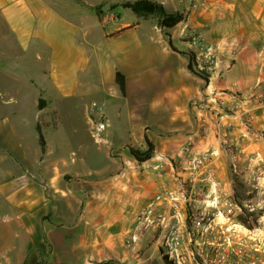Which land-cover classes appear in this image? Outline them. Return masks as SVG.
<instances>
[{"label":"crops","instance_id":"crops-1","mask_svg":"<svg viewBox=\"0 0 264 264\" xmlns=\"http://www.w3.org/2000/svg\"><path fill=\"white\" fill-rule=\"evenodd\" d=\"M150 1L182 10L183 20L170 29L151 25L142 38L132 34L143 25L130 22L108 32L73 26L57 38L47 26L57 0H0L6 38L17 48L0 53L7 81L0 84V264H153L159 239L156 226L143 231L142 212L168 231L169 199L195 207L216 197L231 206L223 198L231 168L264 169V0ZM122 36L123 58L99 69V84L68 86L70 70L84 75L102 63L81 43L95 52ZM33 40L42 50L36 61L48 62L35 85L27 64ZM206 45L216 49L211 68L199 56ZM81 94L100 98L84 108L70 103ZM94 103L108 125L101 145L88 134ZM65 121L69 137L60 134ZM147 142L150 158L139 163L130 149L146 152ZM197 158L205 159L198 168Z\"/></svg>","mask_w":264,"mask_h":264},{"label":"rangeland","instance_id":"rangeland-1","mask_svg":"<svg viewBox=\"0 0 264 264\" xmlns=\"http://www.w3.org/2000/svg\"><path fill=\"white\" fill-rule=\"evenodd\" d=\"M99 1L57 0V8H55L57 17L47 25L49 33L57 36V38H68L73 26L82 28L84 26L103 25L104 30L108 32L112 29V25H123V23L130 22L143 25L140 31L132 34V37L142 38L148 33L151 25H158L155 17L141 20L130 10L122 7L124 3L135 0ZM82 2L86 4L97 3L96 6L99 8L97 10L90 9L85 7ZM165 11L169 13L166 9ZM173 13L183 17V12L180 9ZM31 20L32 24L37 22L34 18ZM22 26L32 28L35 25ZM7 35V25L0 17V53L17 52V48L8 43ZM73 38L81 39L80 31L77 32L76 36L73 35ZM81 44L86 52H92L89 56L91 60L93 56H96L102 63H99L97 59L94 70H92V63H90L84 68V75L81 73L77 76L76 73L72 74V70H70L71 75L66 80L68 86L77 85L88 88L95 83L99 84L101 81L102 73L99 70L101 67L106 70L107 64L111 66L116 64V55L118 54H122L123 58V36L97 46L95 52H93L92 47L84 43ZM31 45L33 57L32 61L29 60L27 64L32 68L33 85H35L34 81L38 83L41 79V67L44 66L46 69L48 62H40L39 64L36 57L39 53L41 54V46L34 40L31 41ZM119 51L120 53H118ZM3 64L6 65L7 63ZM71 66L72 64L65 67L64 70L71 69ZM6 82V79L1 78L0 84H6ZM103 82L104 87H109L112 83L107 71L103 73ZM82 97L84 98L81 100L71 99L70 103L80 101L79 103L84 108L91 101L98 102V98H100L93 95L88 96V94H84ZM53 127L55 128V125ZM71 128L73 127L70 126L69 121H65L61 126L60 134L69 137ZM75 128L82 130L81 126H75ZM30 129L32 130L31 126ZM79 136H82V132ZM44 144L43 139H38L37 145L40 149H44ZM228 176L230 181L223 198L231 206L225 205L223 203L225 201L221 202L222 198L217 199L216 197H211L203 205L198 204L195 207L185 203L182 205L183 220L176 223L170 219L172 229L164 230L163 225L165 223L161 224L157 221L143 229L146 231V229L156 226L155 239H159V244L158 251L153 256V264L156 261L157 264H264V169L261 168L257 173L251 174L238 167L235 170L231 168ZM223 187L222 185L220 188ZM199 197L194 195L192 200H199ZM213 203L215 204L212 205ZM238 217L247 221L251 229L241 225Z\"/></svg>","mask_w":264,"mask_h":264},{"label":"built area","instance_id":"built-area-1","mask_svg":"<svg viewBox=\"0 0 264 264\" xmlns=\"http://www.w3.org/2000/svg\"><path fill=\"white\" fill-rule=\"evenodd\" d=\"M199 50H200V54H199L200 58L205 60L204 63H202V66L203 67L206 66L208 68L213 67L216 61L215 58L216 49L212 46L206 45L200 48ZM93 112H94V116L90 119V123H91L90 137L95 145H101L103 143V135L106 129L108 128V125H107L106 117L104 115L103 107L101 105L94 103ZM186 151L188 152L190 150L186 149ZM204 160H205L204 158L195 159L194 167L196 168L200 167ZM214 204L215 203H213L212 205ZM150 216H151V211H144L140 214L139 223L143 229L149 227L155 222L150 218ZM169 217L173 219L174 222L176 223L177 222L179 223L183 220V207L180 204V200L176 198L169 199ZM159 220L162 221L163 218L160 217Z\"/></svg>","mask_w":264,"mask_h":264},{"label":"trees","instance_id":"trees-1","mask_svg":"<svg viewBox=\"0 0 264 264\" xmlns=\"http://www.w3.org/2000/svg\"><path fill=\"white\" fill-rule=\"evenodd\" d=\"M124 9L130 10L138 18H148L155 17L157 19V24L161 28L170 29L179 24L183 17L177 13H167L163 5L151 2L149 0H135L134 2H126L122 6ZM99 6L93 7V10H97ZM191 54V59H192ZM116 82L123 90V77L120 74H116ZM42 106V103H39ZM42 140V138H40ZM148 150L146 152H140L138 150L130 149V154L139 162H145L150 158L151 146L147 142ZM238 221L247 229H251V226L242 217H238Z\"/></svg>","mask_w":264,"mask_h":264}]
</instances>
